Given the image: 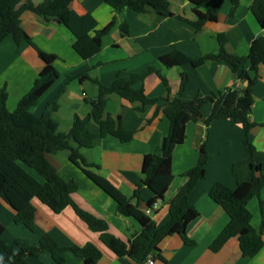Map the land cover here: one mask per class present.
<instances>
[{"label":"crops","instance_id":"crops-1","mask_svg":"<svg viewBox=\"0 0 264 264\" xmlns=\"http://www.w3.org/2000/svg\"><path fill=\"white\" fill-rule=\"evenodd\" d=\"M32 1L40 4L44 0ZM239 1L234 13H231L229 1L222 2L218 20L207 22L202 30L196 31L190 23L196 20V15L189 0H170L172 13L187 21L162 17L153 10L118 13L106 0H72L71 8L80 14L90 13L98 23V30L113 20L115 22L103 38L102 50L89 59L82 58L73 48L76 38L69 28L68 15H64L61 21H46L33 12H24L21 18L23 29L39 49L57 56L54 66L59 72L58 80L29 109L25 120L28 123L38 120L58 97L54 118L58 122V130L67 133L75 116L84 118L91 113L90 100L98 94V86L92 80L80 81L78 77L81 74L89 72L93 79L109 86L119 75L128 76L154 67L159 74L154 72L146 77L143 86L149 97L163 100L141 111L139 102L130 103L116 94L109 96L106 113L114 118L121 117L126 128L134 132V138L122 143L107 136L95 147L81 150L88 163L100 166L96 172L132 198L136 185L142 179L144 156L160 148L169 132L170 121L163 113L164 100L179 96L182 73L189 77L182 94L186 101L197 96H210L236 81L232 67L224 61H208L199 68L190 64L166 68L159 58L174 49L193 59L216 53L220 33L227 37L226 50L229 53L247 56L251 42L261 34L262 28L251 11L253 0ZM210 8L211 5H207L201 9L206 12ZM123 24L128 25V32L123 31ZM44 67V61L28 42L17 44L9 36L0 43V89L7 90L9 111H14L30 92ZM259 76L250 117L256 127L250 133V142L256 149L253 160L262 166L264 173V65L260 66ZM211 111L212 104H206L202 108L204 118ZM244 139L242 125H232L229 120H216L209 126L203 120L187 124L185 142L173 153L175 178L164 199L157 203L152 218L159 226L168 222L169 204L188 181L182 175L197 165L201 148L205 146L211 156L206 165V176L190 194V202L199 211V216L188 225L187 234L196 245H186L179 235L170 236L160 244L164 259H157L154 264H264V248L253 258L244 257L237 237L230 238L218 252L210 249L230 221L225 210L210 198V189L216 182L235 189L238 180L252 179V156L245 150ZM70 155V151L65 150L48 154L47 159L65 180H76L80 184L78 192L73 194L74 201L82 209L106 220L112 235L131 241L141 231L139 222L118 213L116 202L70 161ZM153 196L154 193L146 188L141 200L133 199V203H138L145 211ZM33 204L36 207V229L32 232L14 223L15 211L0 197V222L5 226L3 238L8 243L21 238L36 245L43 235L49 234L62 246L93 243L102 252L100 264H137L129 257L115 255L101 241L100 234L92 231L72 207L57 214L37 198ZM248 208L252 212V225L264 234V187L260 197L253 198ZM66 259L65 264H83L82 259L71 253L66 255ZM28 262L57 264L49 253L40 257L30 256Z\"/></svg>","mask_w":264,"mask_h":264},{"label":"trees","instance_id":"trees-1","mask_svg":"<svg viewBox=\"0 0 264 264\" xmlns=\"http://www.w3.org/2000/svg\"><path fill=\"white\" fill-rule=\"evenodd\" d=\"M196 20L190 22L196 31L203 29L207 22H216L222 2L226 0H189ZM231 3V13L239 6V0H227ZM118 13L134 10L145 13L153 10L162 17L177 18L187 21L180 15L172 13L170 0H106ZM72 0H44L35 4L32 0H0V43L7 37H12L17 44L28 42L44 61L37 79L30 92L18 103L14 111H9L6 102L8 93L0 89V197L15 211L14 223L30 231L36 229L35 198L48 206L53 212L61 213L65 208L72 207L77 216L89 228L100 234L101 241L117 256L129 257L137 264H145L148 259H164L160 244L166 238L179 235L186 245H196L187 234L188 225L199 216V211L190 202V194L197 184L206 176V165L210 154L203 146L197 165L182 176L188 181L180 189L169 204V220L159 226L152 216L134 204L133 199L141 200V194L149 188L154 196L147 208L164 199L175 176L172 171L174 150L186 139V126L191 121L203 120L207 126L216 120H229L232 125H242L245 133L244 147L252 156L250 164L252 179L237 181V187L231 189L222 182H216L209 191L210 198L220 205L230 218L228 225L211 244L210 249L218 252L224 244L237 237L244 257L253 258L264 248L262 230L252 225V212L249 202L260 197L264 187L262 166L255 163L253 156L255 147L250 142V133L256 124L251 121L254 105V88L258 82L259 69L264 65V0H253L251 11L262 28V32L252 42L247 56H237L226 50L227 37L218 34L219 50L197 59L188 57L174 49L159 58L166 68L180 67L190 64L199 68L208 61H224L232 67L235 83L224 90L210 96H197L192 100H184L189 77L183 72L179 88V96L173 100H164L163 113L170 121V128L160 148L148 153L143 158L142 179L134 190L132 198L126 196L107 178L95 170L100 166L88 163L81 150L93 148L105 137L111 136L122 143L130 142L134 132L123 124L121 117L114 118L106 113L109 96L116 94L130 102L141 103V111L147 106L155 105L163 100L151 98L145 93L146 77L155 73L154 67H148L141 72L128 76L119 75L109 86L93 79L89 72L81 74L80 81L92 80L98 86V94L90 100L92 111L84 118L75 116L72 128L64 133L58 130V122L54 113L58 109V97L48 105L41 117L33 123H28L25 116L29 109L37 104L59 78V72L54 66L57 56L39 49L22 27V14L30 11L46 21L56 19L61 21L64 15L69 16V28L76 40L74 50L84 59H89L102 50V42L113 28L111 21L105 28L98 30L97 21L90 13H78L71 8ZM211 5L204 12L202 7ZM122 29L128 32V25ZM168 85L167 80L162 77ZM212 104L211 114L204 118L202 108ZM158 111L155 116L158 115ZM70 151V161L80 168L99 188L110 196L117 205V212L126 217H132L139 222L141 231L134 235L131 241L112 235L106 220L82 209L73 199L80 184L76 180H65L58 170L47 159L48 154ZM237 176V172L233 169ZM5 226L0 222V264H30L28 257H40L51 254L57 264H65L68 253L82 259L83 264H100L101 250L93 243L84 246H62L49 234L43 235L38 244H32L27 239L18 238L8 243L4 238Z\"/></svg>","mask_w":264,"mask_h":264},{"label":"built area","instance_id":"built-area-1","mask_svg":"<svg viewBox=\"0 0 264 264\" xmlns=\"http://www.w3.org/2000/svg\"><path fill=\"white\" fill-rule=\"evenodd\" d=\"M157 206H158V204L155 203V204H153V205L151 206V208H147V209L145 210V212L147 213V215L152 216V215L154 214V211L157 209ZM154 262H155V260L152 259V258H150V259H148V261H147L145 264H154Z\"/></svg>","mask_w":264,"mask_h":264}]
</instances>
